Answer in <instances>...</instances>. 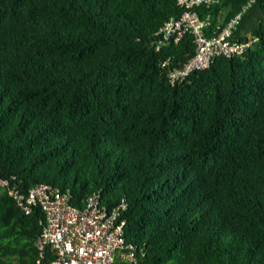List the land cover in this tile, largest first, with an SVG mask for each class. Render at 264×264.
<instances>
[{
    "label": "trees",
    "instance_id": "trees-1",
    "mask_svg": "<svg viewBox=\"0 0 264 264\" xmlns=\"http://www.w3.org/2000/svg\"><path fill=\"white\" fill-rule=\"evenodd\" d=\"M245 2L216 0L210 23ZM179 13L176 0H0V179L75 205L123 197L138 260L117 264H264V0L233 32L254 38L241 56L170 85L194 44L154 41ZM43 224L0 187V264H35Z\"/></svg>",
    "mask_w": 264,
    "mask_h": 264
},
{
    "label": "built area",
    "instance_id": "built-area-1",
    "mask_svg": "<svg viewBox=\"0 0 264 264\" xmlns=\"http://www.w3.org/2000/svg\"><path fill=\"white\" fill-rule=\"evenodd\" d=\"M216 0H176L180 13L162 22L156 31L154 49L167 43L176 44L184 34H190L193 53L181 65L166 74L170 85L184 80L191 72L206 68L215 57L241 56L254 40L233 36L243 10L252 2H246L223 25L211 24L206 11ZM197 9H201L198 14ZM162 63L161 65H163ZM17 207L28 213L37 205L43 213L44 224L34 246L37 251L35 264H117L135 263L138 258L135 247L124 238L125 209L123 197L111 206L100 201L97 191L80 198L73 204L66 191L61 192L38 183L21 194L0 179Z\"/></svg>",
    "mask_w": 264,
    "mask_h": 264
}]
</instances>
